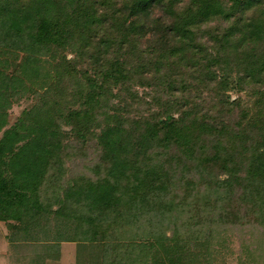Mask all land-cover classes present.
<instances>
[{
  "label": "trees",
  "instance_id": "obj_1",
  "mask_svg": "<svg viewBox=\"0 0 264 264\" xmlns=\"http://www.w3.org/2000/svg\"><path fill=\"white\" fill-rule=\"evenodd\" d=\"M0 223L55 261L264 264V0H0Z\"/></svg>",
  "mask_w": 264,
  "mask_h": 264
},
{
  "label": "rangeland",
  "instance_id": "obj_2",
  "mask_svg": "<svg viewBox=\"0 0 264 264\" xmlns=\"http://www.w3.org/2000/svg\"><path fill=\"white\" fill-rule=\"evenodd\" d=\"M242 96H244V93L240 94ZM231 96L233 99H236L238 94L235 93H231ZM24 106H15L13 111H12V119L14 121V119L16 117H18V115L20 114V112L22 111ZM7 224L5 223H0V258L2 257H7L8 255H10L11 253H18V254H29V253H33V254H38L37 251H28V252H21L23 251V249H21V251L19 250V245L18 246H11L10 244H8L7 240H6V234L8 233V229H7ZM239 244L240 242L238 241L237 238H233V242L229 243L228 247L226 245V247L224 249H222L220 251V254L217 256L216 261L214 264H238V254L236 253V251L239 249ZM26 254V255H27ZM4 258V259H5ZM30 261V260H29ZM34 262V264H39L38 261L36 260H32ZM12 264L13 262H7L4 261L3 264Z\"/></svg>",
  "mask_w": 264,
  "mask_h": 264
},
{
  "label": "crops",
  "instance_id": "obj_3",
  "mask_svg": "<svg viewBox=\"0 0 264 264\" xmlns=\"http://www.w3.org/2000/svg\"><path fill=\"white\" fill-rule=\"evenodd\" d=\"M61 252V258L58 261L46 259L42 254L11 253L6 258H0V264H3L4 261L13 262L12 264H34L32 260L38 261L39 264H76V245L74 243H63Z\"/></svg>",
  "mask_w": 264,
  "mask_h": 264
}]
</instances>
